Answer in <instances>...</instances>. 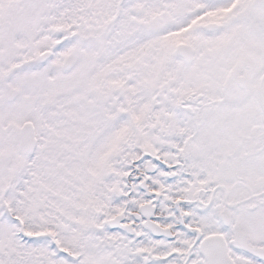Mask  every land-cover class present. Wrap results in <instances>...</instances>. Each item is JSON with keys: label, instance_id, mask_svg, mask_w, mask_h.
I'll return each instance as SVG.
<instances>
[{"label": "snow or ice", "instance_id": "6c2138e0", "mask_svg": "<svg viewBox=\"0 0 264 264\" xmlns=\"http://www.w3.org/2000/svg\"><path fill=\"white\" fill-rule=\"evenodd\" d=\"M0 264H264V0H0Z\"/></svg>", "mask_w": 264, "mask_h": 264}]
</instances>
